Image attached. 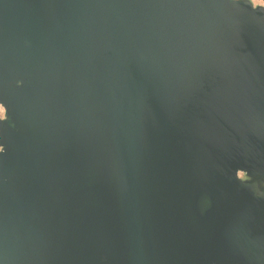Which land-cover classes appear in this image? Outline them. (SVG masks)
<instances>
[{"label":"water","instance_id":"water-1","mask_svg":"<svg viewBox=\"0 0 264 264\" xmlns=\"http://www.w3.org/2000/svg\"><path fill=\"white\" fill-rule=\"evenodd\" d=\"M0 107V264H264L254 0H0Z\"/></svg>","mask_w":264,"mask_h":264},{"label":"rangeland","instance_id":"rangeland-1","mask_svg":"<svg viewBox=\"0 0 264 264\" xmlns=\"http://www.w3.org/2000/svg\"><path fill=\"white\" fill-rule=\"evenodd\" d=\"M256 4L264 7V1L262 2L261 0H254ZM4 112L3 109L0 107V118H3Z\"/></svg>","mask_w":264,"mask_h":264}]
</instances>
